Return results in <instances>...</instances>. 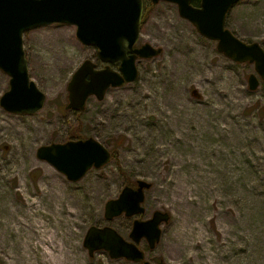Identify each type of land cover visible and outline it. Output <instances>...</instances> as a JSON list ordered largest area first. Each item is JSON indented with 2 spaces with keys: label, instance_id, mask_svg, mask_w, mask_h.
<instances>
[{
  "label": "rangeland",
  "instance_id": "rangeland-1",
  "mask_svg": "<svg viewBox=\"0 0 264 264\" xmlns=\"http://www.w3.org/2000/svg\"><path fill=\"white\" fill-rule=\"evenodd\" d=\"M143 1L137 47L149 44L162 55L139 60L136 82L111 88L103 101L91 97L83 112L66 110L68 85L86 61L105 69L99 50L78 39L76 26L54 24L24 35L30 76L47 100L32 115L0 105V120L22 132L0 133L2 257V251L18 253L13 227L28 220L32 199L41 198V218L51 219L52 194L63 200L64 212L72 205L77 211L70 230L80 264H135L113 260L106 251L91 257L86 235L91 227H111L130 241L134 221L157 211L171 214L160 244L155 250L146 240L140 244L154 264H264V81L251 91L255 66L220 54L216 42L180 16L178 5ZM226 28L264 49V0H242L229 12ZM119 66L111 69L119 72ZM9 90L10 78L0 70V100ZM165 102L168 113L162 114ZM36 126L46 128L40 139L30 132ZM88 139L113 158L79 182L37 156L41 147ZM138 181L152 184L146 213L108 221L107 203Z\"/></svg>",
  "mask_w": 264,
  "mask_h": 264
},
{
  "label": "water",
  "instance_id": "water-1",
  "mask_svg": "<svg viewBox=\"0 0 264 264\" xmlns=\"http://www.w3.org/2000/svg\"><path fill=\"white\" fill-rule=\"evenodd\" d=\"M193 1L151 0L153 5H178L180 16L200 35L217 42L220 54L235 63L254 65L256 74L249 77V88L256 91L264 81V49L257 43L243 42L226 29L229 12L242 0H201L200 7H195ZM144 10L143 0H0V70L10 78V90L1 98V107L18 115L36 114L44 108L47 97L30 76L24 34L54 24L76 26L78 39L85 46L96 47L101 62L107 65L98 70L92 61L83 63L68 85L66 110L83 112L91 97L103 101L111 88L136 82L138 61L152 60L163 53V49L149 44L137 47ZM115 65H120L119 72L111 69ZM37 156L74 183L93 168L102 169L112 161V154L94 139L41 147ZM151 188L152 184L145 181L125 187L118 199L107 203L106 219L144 215L146 192ZM170 220L171 215L161 211L147 221L135 220L130 241L111 227H91L84 246L91 257L106 251L113 260L154 264L147 260L140 244L146 240L155 250L162 240V226Z\"/></svg>",
  "mask_w": 264,
  "mask_h": 264
},
{
  "label": "bare ground",
  "instance_id": "bare-ground-1",
  "mask_svg": "<svg viewBox=\"0 0 264 264\" xmlns=\"http://www.w3.org/2000/svg\"><path fill=\"white\" fill-rule=\"evenodd\" d=\"M60 37L65 43L71 44L68 34H62ZM168 105L169 102L161 104L162 114L168 113ZM4 131L22 135V132L14 124L8 126L0 120V133ZM30 132L33 133L34 139H40L42 132H46V128L36 126ZM51 197L53 202L49 203L48 211L53 216L50 220L46 217L41 218L44 214L43 206L40 203L41 198L37 197L31 200V209L26 214L28 220H19L18 224L13 227L15 235L20 237L12 244L14 247L15 243H20L18 245L21 246L16 249L18 253L10 254L2 251L4 257L0 255L1 264H16L17 262L19 264H80L78 257L74 254L76 249L71 247L72 233L70 230L77 211L72 205L64 212L63 200L59 199L57 195L51 194ZM27 230L28 233H23ZM9 246L6 244L4 247Z\"/></svg>",
  "mask_w": 264,
  "mask_h": 264
},
{
  "label": "trees",
  "instance_id": "trees-1",
  "mask_svg": "<svg viewBox=\"0 0 264 264\" xmlns=\"http://www.w3.org/2000/svg\"><path fill=\"white\" fill-rule=\"evenodd\" d=\"M200 4H201V0H194V2H193V5L195 7H200Z\"/></svg>",
  "mask_w": 264,
  "mask_h": 264
}]
</instances>
